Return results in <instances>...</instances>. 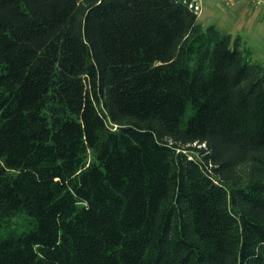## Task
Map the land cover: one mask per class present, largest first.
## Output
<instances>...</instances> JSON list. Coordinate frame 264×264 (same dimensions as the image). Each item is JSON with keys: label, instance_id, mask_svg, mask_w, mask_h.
Masks as SVG:
<instances>
[{"label": "trees", "instance_id": "16d2710c", "mask_svg": "<svg viewBox=\"0 0 264 264\" xmlns=\"http://www.w3.org/2000/svg\"><path fill=\"white\" fill-rule=\"evenodd\" d=\"M190 4L0 0V264H264V66Z\"/></svg>", "mask_w": 264, "mask_h": 264}, {"label": "rangeland", "instance_id": "374dc122", "mask_svg": "<svg viewBox=\"0 0 264 264\" xmlns=\"http://www.w3.org/2000/svg\"><path fill=\"white\" fill-rule=\"evenodd\" d=\"M215 10L204 6L198 15V21L203 26L219 25L223 31L230 32L234 37H240L245 59L264 65V16L259 11L252 10L251 14H247L245 17L241 15L237 18V8H228L222 2L218 3ZM222 12L228 14L231 20L228 18L221 24L219 19L224 16ZM238 23H240V29L235 31L234 28ZM27 223L28 218L25 215H20L12 219L10 225L12 228H19L17 230L22 231L26 228ZM7 230V228L0 229V236H4Z\"/></svg>", "mask_w": 264, "mask_h": 264}, {"label": "crops", "instance_id": "0c3cea01", "mask_svg": "<svg viewBox=\"0 0 264 264\" xmlns=\"http://www.w3.org/2000/svg\"><path fill=\"white\" fill-rule=\"evenodd\" d=\"M219 2H222L221 0H197V3L196 4H198V6L200 7V12H201V10H202V8L204 7V6H207L209 9H216L217 8V6H218V3ZM234 7H236L237 8V12H238V16H237V18L239 17V16H241V15H244L243 17H245L247 14H251V11H252V9L249 7V6H247L246 5V3L245 2H243V1H241V2H239V3H237ZM233 8V7H232ZM216 11V10H215ZM231 11V10H230ZM223 14H224V16H223V18L222 19H219L220 20V22H221V24H222V22H224V21H226L229 17H228V14H226V13H224V12H222ZM199 15V14H198ZM242 17V18H243ZM230 19V18H229ZM231 20V19H230ZM201 24V23H200ZM202 25V24H201ZM203 26V25H202ZM222 33H225V34H229V35H231L232 37H234V35H232L230 32H228V31H223V29H221V27L219 26V25H215ZM223 26V25H222ZM240 29V23H238L237 25H236V28H234V30L235 31H238ZM264 66V65H263Z\"/></svg>", "mask_w": 264, "mask_h": 264}, {"label": "built area", "instance_id": "2783aa9c", "mask_svg": "<svg viewBox=\"0 0 264 264\" xmlns=\"http://www.w3.org/2000/svg\"><path fill=\"white\" fill-rule=\"evenodd\" d=\"M222 4L228 8L234 7L237 3L243 1L249 6L253 11H259L262 16H264V0H221ZM197 0H191L190 6L193 10L199 14L200 7L198 6Z\"/></svg>", "mask_w": 264, "mask_h": 264}]
</instances>
